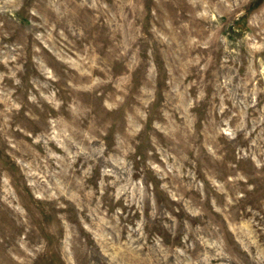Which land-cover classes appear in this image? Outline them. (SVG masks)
I'll return each mask as SVG.
<instances>
[{"label":"rangeland","instance_id":"rangeland-1","mask_svg":"<svg viewBox=\"0 0 264 264\" xmlns=\"http://www.w3.org/2000/svg\"><path fill=\"white\" fill-rule=\"evenodd\" d=\"M0 264H264V0H0Z\"/></svg>","mask_w":264,"mask_h":264}]
</instances>
